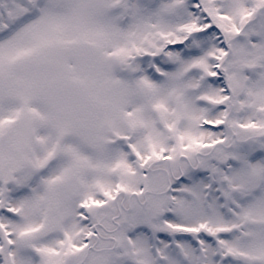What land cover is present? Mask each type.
<instances>
[{
    "label": "snow or ice",
    "instance_id": "6c2138e0",
    "mask_svg": "<svg viewBox=\"0 0 264 264\" xmlns=\"http://www.w3.org/2000/svg\"><path fill=\"white\" fill-rule=\"evenodd\" d=\"M0 264H264V0H0Z\"/></svg>",
    "mask_w": 264,
    "mask_h": 264
}]
</instances>
